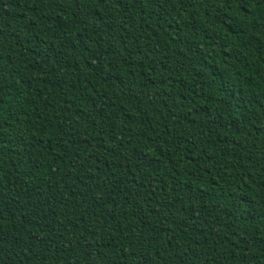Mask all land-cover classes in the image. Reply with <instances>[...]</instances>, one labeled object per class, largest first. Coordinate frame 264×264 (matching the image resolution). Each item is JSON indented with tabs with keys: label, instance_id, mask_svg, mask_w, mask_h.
<instances>
[{
	"label": "trees",
	"instance_id": "obj_1",
	"mask_svg": "<svg viewBox=\"0 0 264 264\" xmlns=\"http://www.w3.org/2000/svg\"><path fill=\"white\" fill-rule=\"evenodd\" d=\"M0 264H264V0H0Z\"/></svg>",
	"mask_w": 264,
	"mask_h": 264
}]
</instances>
